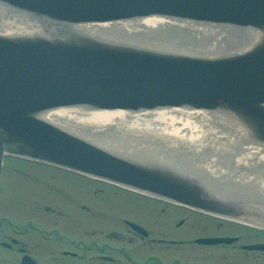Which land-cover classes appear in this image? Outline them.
<instances>
[{"label":"water","instance_id":"1","mask_svg":"<svg viewBox=\"0 0 264 264\" xmlns=\"http://www.w3.org/2000/svg\"><path fill=\"white\" fill-rule=\"evenodd\" d=\"M1 11L14 29L0 31V180L4 157L17 156L223 218L264 222L261 200L218 192L209 184L218 175L181 154L103 146L44 118L70 107L202 110L264 149V0H0V21ZM147 17L231 37L201 55L88 31ZM22 264L34 262L24 257Z\"/></svg>","mask_w":264,"mask_h":264},{"label":"rangeland","instance_id":"2","mask_svg":"<svg viewBox=\"0 0 264 264\" xmlns=\"http://www.w3.org/2000/svg\"><path fill=\"white\" fill-rule=\"evenodd\" d=\"M220 41L216 42L218 44L214 46H220V43L225 44L221 39ZM142 145L146 146L148 143ZM184 145L186 144L184 143ZM153 146L167 147V143L162 145L156 142L150 143L146 149H152ZM167 149L172 151L173 148L167 147ZM190 152H182L185 160H192ZM3 165L0 216L8 218L14 225H20L19 227L27 226L28 221L33 220L37 224L51 228V230L59 229L54 233H50L49 230L45 231L46 235L52 237L46 241L40 235L41 243L38 238L36 239V233L31 234L33 238L27 237L25 240L23 238L28 243V248L38 264H99L96 261L98 255H101L98 246H101L103 241L112 242L108 245H114V240L116 246H127L128 248L126 249L127 255H115L120 259V262L115 264H131L127 256L141 260L142 264H158L159 256L165 262L174 261L178 264H264V254L262 253L220 247L206 249L194 245V243L180 248H167L160 244L150 245L146 243V240H135L134 238L129 242L127 239L130 238L131 233L128 234V231H125L127 230L124 223L125 218H133L152 229L165 230L171 234L169 236L173 239L190 238L192 240L202 232L196 230L192 225L176 227L173 221H166L168 216L160 215L176 214L173 213L174 209H167L163 213L160 206H158L159 209H156L157 206L153 205L152 207L146 200L140 199L141 201H139L138 197L134 195L131 198L127 193H117L116 197L121 202L118 198L111 196L109 194L111 190L107 189L108 192L102 199L95 198L93 190L102 188V184H89V181L62 170L14 157L5 158ZM86 187H89L88 192ZM83 204L92 206L93 213L85 212ZM47 206L55 211L47 212ZM180 215L181 217L185 216ZM174 219L176 222L175 217ZM188 219L193 220L194 218L190 215L187 221ZM156 220H159L158 224ZM199 220L206 221V218ZM1 224L5 231L7 227L12 232L10 224L6 220ZM259 224H264V222ZM119 228H121L120 233L125 236V239L111 238L109 234ZM236 228L238 227L236 226ZM236 228L227 223L223 230L226 233H240L243 230L238 229V231ZM229 230L230 232H227ZM58 232L67 239L65 241L57 239ZM220 233L221 231L217 229L213 234ZM243 235L244 243L264 242V232L258 233L251 229L250 232ZM4 240H6L5 232L0 233V241ZM70 245L84 259H80L81 256L78 259H73L61 253L62 249L71 251L72 249L68 247ZM151 255L153 256L150 257ZM224 255L227 256L224 257ZM146 257L148 259L144 261ZM20 259L19 253L11 252L0 245V264H20Z\"/></svg>","mask_w":264,"mask_h":264},{"label":"bare ground","instance_id":"3","mask_svg":"<svg viewBox=\"0 0 264 264\" xmlns=\"http://www.w3.org/2000/svg\"><path fill=\"white\" fill-rule=\"evenodd\" d=\"M2 11L0 31L14 29L6 24ZM88 28L89 32L108 38L120 37L163 51L201 55H211L218 50L216 42L231 37L225 31L196 29L188 23L161 17L101 23ZM226 45L229 48L231 43ZM44 118L100 145H124L130 153L143 151L154 142L173 148L169 151L167 147L153 146L152 150H161L162 155L169 156L165 151L179 155L191 151L193 165H199L198 169L204 165L218 175L221 181L209 182L218 192H245L264 203V149L243 143L247 141L235 136L227 122L210 113L181 108L130 112L70 107L51 110Z\"/></svg>","mask_w":264,"mask_h":264},{"label":"flooded vegetation","instance_id":"4","mask_svg":"<svg viewBox=\"0 0 264 264\" xmlns=\"http://www.w3.org/2000/svg\"><path fill=\"white\" fill-rule=\"evenodd\" d=\"M66 173L72 174V173H69V172H66ZM78 177L83 178L86 181H89V184L98 183V185H100V184L103 185L102 188H97V189L93 190V195H94L95 198L99 197L100 199H102L104 194H106L108 192L107 189L111 190V192L109 194L111 196L115 197V198H118V197H116L117 196L116 194L120 193V192L127 193L128 196H130L131 198H132V195H134L135 197L136 196L138 197L137 200H139V201L146 200V201H148L151 204L152 207H153V205L157 206L156 209H159L158 206H160V210L163 213L167 209H169V210L170 209H172V210L174 209L173 213H176L177 215L176 214H168V215L167 214H160V215L168 216L169 218L166 221H170V222L173 221L176 227H180L181 228V227H184L186 225H192L196 230H199L200 232H202L201 235H199L197 237H194L192 240L190 238H187V239H183V238H181V239H173V238H170V236H169L171 234H168V232H166L165 230L161 231V230H157V229H152V228H149L146 225L138 222L137 220H135L133 218H130V219L129 218H125L124 219V223L126 225L125 227H126L127 230H125V229L124 230L126 232L128 231V234L131 233L130 238L128 237V239H127L129 242L133 238L135 240L141 239V240H146L147 244H150V245H155V244L159 245L160 244V245H163V246H165L167 248H170V247L180 248L181 246L183 247L185 245L194 243V245L202 246V247H204L206 249L208 247H210V248L211 247L212 248L213 247H220L222 249L242 250L244 252H253V253H262V254H264V251H255V250L245 249V247H244L245 245L253 244V243H244L243 242V236H244L243 234H246V232H250L251 229H254L258 233H261V232H264L263 228L250 227L248 225L226 221V220L219 219L217 217H213V216H210V215H207V214H204V213L193 211V210L188 209V208L183 207V206L166 203L164 201L153 199V198H150V197L141 196V195L132 193L130 191L124 190V189H122L120 187L101 182L99 180L86 178V177H81V176H78ZM88 188L89 187H86V191L87 192H88V190H87ZM118 200H119V198H118ZM119 201H121V200H119ZM140 208H145V207H140ZM83 209L85 210V212L93 213V207L88 205V204H83ZM46 211L53 213L55 210L53 208H51L50 206H47L46 207ZM180 214L185 215V216L181 217ZM190 215L195 220L194 219L193 220L188 219V221H187V218H189ZM174 217L176 218V222H175ZM179 217H181V218L179 219ZM201 218H206V221L199 220ZM131 219H133V220H131ZM5 220L10 224L9 227L12 230V232L7 227H6V229H7L6 230L7 232H6L5 228L2 226V228H0V233L2 234L3 232H5L6 240L0 241V244L4 248H6L8 250H11V251H16L17 253H21V250H20L21 248L22 249H26V252L31 253V250H29V248H28L29 247L28 243L25 242L24 240L27 237L33 238V236L31 234L32 233H36L37 234L36 239L38 238V240L40 241L41 238H40V235L38 233V232H40V228L44 229V230L45 229L49 230L50 233H52V232L54 233V232H57V230H59L58 228H56V229L54 228V229L51 230V228H47L46 226H43L41 224H37L33 220H29L28 221L29 224L27 226H24V227H19L20 225H16L18 227V229H16V228H14L13 223L6 217H2L1 223L3 221H5ZM130 221L141 224L145 228V230L147 231V234L146 235H141L140 233H138L135 230H133L131 228V226L128 224ZM158 222H159V220H156L157 224H158ZM227 223L231 224V226H234L235 228L237 226L238 227V228H236L237 230L238 229H240V230L243 229V230H241L240 233L239 232L226 233L225 230H223V228L225 227V225ZM1 225H3V224H1ZM38 225H40L41 227L38 226ZM217 229L220 230L221 233L220 234H213ZM120 231H121V228H119L117 230L115 229V230H113V232H111L109 234V236L111 238H115L116 240L125 239V236H123L120 233ZM227 232H230V230L227 231ZM151 236H153V237H151ZM211 237H232V238H235L236 240L232 241L231 243H218V244H212V245H210V244H202V243H197L196 242V240L199 239V238H211ZM23 238H24V240H23ZM103 242H107L108 244L112 243V242H109V241H103ZM260 242H254V243H260ZM40 243H41V241H40ZM113 243L115 244V240L113 241ZM108 244L106 246H108V248H109L108 251L109 252L119 250L118 246H116V245L111 246V245H108ZM47 251H49V250H47ZM70 252L71 251L69 249H62L61 250V253L63 255H68V254H70ZM226 256L227 255H224V257H226ZM159 259L161 260L160 256H159ZM170 263H172V261Z\"/></svg>","mask_w":264,"mask_h":264}]
</instances>
